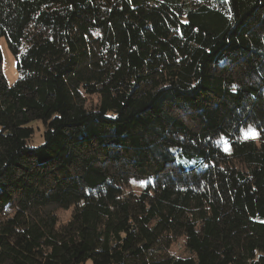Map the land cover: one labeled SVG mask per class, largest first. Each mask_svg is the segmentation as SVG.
Wrapping results in <instances>:
<instances>
[{"label":"trees","instance_id":"trees-1","mask_svg":"<svg viewBox=\"0 0 264 264\" xmlns=\"http://www.w3.org/2000/svg\"><path fill=\"white\" fill-rule=\"evenodd\" d=\"M1 37L0 264H264V0H0Z\"/></svg>","mask_w":264,"mask_h":264},{"label":"rangeland","instance_id":"rangeland-1","mask_svg":"<svg viewBox=\"0 0 264 264\" xmlns=\"http://www.w3.org/2000/svg\"><path fill=\"white\" fill-rule=\"evenodd\" d=\"M0 50L2 53V72L5 77V80L8 85H11L17 79V71L15 68V60L14 56L8 49L7 41L4 37L0 38ZM90 100L95 101V98H91ZM34 129L33 137L28 141L29 146H39L43 143V129L44 126L41 121H35L32 124ZM247 138L251 137L256 139L255 133L252 131H248L246 134ZM59 219L65 221L69 217V211H59L58 212ZM172 252L176 255H186L187 252L184 248V239L178 238L172 245ZM85 264H92L90 261H87Z\"/></svg>","mask_w":264,"mask_h":264}]
</instances>
